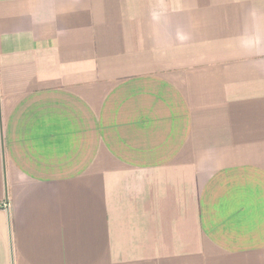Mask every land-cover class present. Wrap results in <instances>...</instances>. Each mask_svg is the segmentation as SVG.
I'll return each instance as SVG.
<instances>
[{"label":"crops","instance_id":"0c3cea01","mask_svg":"<svg viewBox=\"0 0 264 264\" xmlns=\"http://www.w3.org/2000/svg\"><path fill=\"white\" fill-rule=\"evenodd\" d=\"M0 264H264V0H0Z\"/></svg>","mask_w":264,"mask_h":264}]
</instances>
